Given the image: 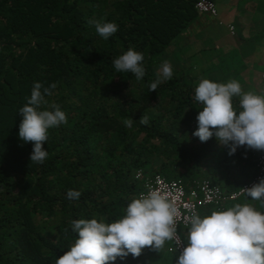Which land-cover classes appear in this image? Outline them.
<instances>
[{
    "label": "trees",
    "instance_id": "1",
    "mask_svg": "<svg viewBox=\"0 0 264 264\" xmlns=\"http://www.w3.org/2000/svg\"><path fill=\"white\" fill-rule=\"evenodd\" d=\"M199 1L0 0V264H55L74 241L73 220L121 218L155 176L187 193L202 182L219 187L227 199L199 209L201 216L237 203L264 212L246 194L229 199L259 183L258 155L241 147L230 156L215 137L202 143L193 135L201 79L264 93V0H209L215 16L199 13ZM234 4L249 25L225 21ZM91 21L118 30L104 40ZM215 24L234 36L225 40ZM129 48L144 55L141 81L113 67ZM165 61L173 76L150 92ZM35 82L56 85L42 107L58 105L67 118L49 130L43 164L30 161L33 145L18 137L19 109ZM233 104L239 110L238 97ZM70 189L81 197L69 200ZM178 232L186 246L187 227ZM178 256L168 241L115 264H176Z\"/></svg>",
    "mask_w": 264,
    "mask_h": 264
},
{
    "label": "clouds",
    "instance_id": "2",
    "mask_svg": "<svg viewBox=\"0 0 264 264\" xmlns=\"http://www.w3.org/2000/svg\"><path fill=\"white\" fill-rule=\"evenodd\" d=\"M96 33L108 40L118 30L114 22L91 21ZM144 55L129 48L113 60L117 73L129 72L137 81L146 74ZM173 68L167 61L159 68L158 79L149 85L156 91L158 85L170 80ZM55 84L43 87L40 82L32 86L27 103L19 109L22 120L18 137L24 143L31 142L30 161L43 164L49 152L44 150L49 130L67 123L66 114L58 105L51 110L42 107L46 96ZM239 98L238 109L233 98ZM194 100L202 104L193 133L200 142L215 137L219 145L228 149V155L237 150L264 151V93L245 92L236 80L217 83L201 79L194 90ZM132 120L126 121L131 126ZM139 122L148 124L143 116ZM146 193L127 204L121 218L106 222L104 217L78 219L71 222L75 234L73 243L55 264H115L129 255L139 257L145 247L161 250L166 242L176 238L177 208L167 194L146 186ZM246 197L259 202L264 208V179L244 189ZM69 200H78L81 192L68 190ZM186 246L176 264H264V212L252 203L234 204L223 210H213L201 216L193 211L186 217Z\"/></svg>",
    "mask_w": 264,
    "mask_h": 264
},
{
    "label": "built area",
    "instance_id": "3",
    "mask_svg": "<svg viewBox=\"0 0 264 264\" xmlns=\"http://www.w3.org/2000/svg\"><path fill=\"white\" fill-rule=\"evenodd\" d=\"M196 9L199 13L211 14L212 16H215L217 13L215 4L209 0L199 1L196 4ZM228 31L230 34H233L232 27H228ZM252 152L258 155V172L255 181H260L264 176V151L252 150ZM141 176V173L137 175L138 178H140ZM253 185H255V182L244 186L239 192L232 194L229 199H236L240 195L246 194L244 192V189L250 188ZM146 186H151L152 188L159 189L163 193L167 194L168 198L174 202L177 208L175 224L177 235L176 238L172 240V242L175 246V250L179 255L182 253L185 246L179 236L178 230L187 227L185 223L186 217H188L193 211L198 213L199 209L201 208H204L208 205L217 204L227 199L225 194L219 187L214 186L208 182H202L198 184L195 190L187 193L181 183L174 181L168 182L159 176H155L150 180L145 181L144 191L141 192L139 196L142 193H146Z\"/></svg>",
    "mask_w": 264,
    "mask_h": 264
},
{
    "label": "rangeland",
    "instance_id": "4",
    "mask_svg": "<svg viewBox=\"0 0 264 264\" xmlns=\"http://www.w3.org/2000/svg\"><path fill=\"white\" fill-rule=\"evenodd\" d=\"M232 6H233V9L231 10V12H232L231 14H234L236 18H234V16L231 18V16H230L231 14L230 15L228 14L229 16L226 15L225 18H224L225 21H227V22H231L232 21L233 26L235 28H238V27L240 28L241 27V21H243L244 24L249 25L250 21H249V19H247L249 16L246 15L243 19L241 17L242 16L241 15V12H242L241 5L240 4H234ZM229 19H232V20L230 21ZM215 29H216L217 33H219L218 35H220L221 37L225 38V40H226V38L228 39V37H230V36L231 37L234 36V34H229V32H228V30L226 28V25H225V28H220V27H218L217 24H215ZM249 61L250 60H248L247 62H249ZM243 62H245V61H243ZM234 64H236V63H234Z\"/></svg>",
    "mask_w": 264,
    "mask_h": 264
},
{
    "label": "crops",
    "instance_id": "5",
    "mask_svg": "<svg viewBox=\"0 0 264 264\" xmlns=\"http://www.w3.org/2000/svg\"><path fill=\"white\" fill-rule=\"evenodd\" d=\"M263 78V77H262Z\"/></svg>",
    "mask_w": 264,
    "mask_h": 264
}]
</instances>
